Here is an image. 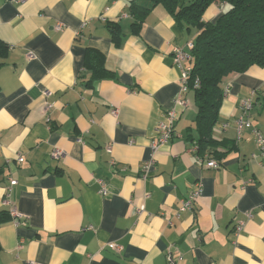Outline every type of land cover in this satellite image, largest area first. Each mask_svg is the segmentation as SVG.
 <instances>
[{
    "label": "crops",
    "instance_id": "obj_1",
    "mask_svg": "<svg viewBox=\"0 0 264 264\" xmlns=\"http://www.w3.org/2000/svg\"><path fill=\"white\" fill-rule=\"evenodd\" d=\"M129 1L0 0V264H167L168 252L177 264H264V153L250 130L237 140L234 125L242 100L264 92V67L223 80L218 145L198 154L193 94L180 92L172 62L193 34L161 8L132 34ZM107 23L119 24V46ZM86 49L102 53L112 78L87 83ZM171 109L172 137L153 157ZM250 121L264 138L259 102ZM197 183L201 195L180 212Z\"/></svg>",
    "mask_w": 264,
    "mask_h": 264
},
{
    "label": "trees",
    "instance_id": "obj_2",
    "mask_svg": "<svg viewBox=\"0 0 264 264\" xmlns=\"http://www.w3.org/2000/svg\"><path fill=\"white\" fill-rule=\"evenodd\" d=\"M213 4L222 6L220 14L213 21H206L203 16ZM156 8L163 9L179 30L193 34L188 40L193 48L187 87L196 108L197 153L203 154L218 145L212 133L225 95L223 80L243 74L252 66L264 67V0H130V32L138 35L146 17ZM106 27L114 45L119 46L124 38L119 24L107 23ZM7 51L8 46L0 41V59L5 58ZM84 66L91 73L88 84L113 76L96 49H86ZM257 102L264 106V92L256 95Z\"/></svg>",
    "mask_w": 264,
    "mask_h": 264
},
{
    "label": "built area",
    "instance_id": "obj_3",
    "mask_svg": "<svg viewBox=\"0 0 264 264\" xmlns=\"http://www.w3.org/2000/svg\"><path fill=\"white\" fill-rule=\"evenodd\" d=\"M193 48V43L192 41H188L185 43L183 47H176L173 49L172 52V62L173 65L179 70V78H180V92L181 93H187L189 92L188 87H187V79H188V74L191 70V57H190V50ZM194 87H197V81L194 83ZM175 105H184V101H181L179 99L175 100ZM253 109V100L252 98H246L243 99L239 108V115L237 118L234 120V125H235V130H236V135H237V140L240 139L241 135L245 130H250V133L252 135L253 141L257 147L258 150H260L262 153H264V138L261 132L257 129H254L252 127L251 121H250V114ZM176 113L173 109L168 111L166 113V118L164 122L159 123L156 132L157 136L154 140L151 141L150 143V150L151 153L154 157V155L157 153L158 149L160 146L166 144L170 138L172 137L173 134V127L176 121ZM196 151V150H195ZM107 153H111L110 147H107L106 149ZM62 155V152L59 150H54L51 154V156L54 159H57ZM18 162H22L23 159L20 157H17ZM200 163L204 162L203 159L199 160ZM204 167L216 170L221 166V163L219 161L215 160H208L207 162H204ZM153 164L152 160L145 163L143 166V171L148 173L149 169L151 168V165ZM96 183L99 186V194L102 197H106L108 195V191L105 187V184L103 181L98 180ZM15 181H10V187L15 185ZM7 188L5 191V196H4V204L10 205V193L11 189ZM201 195V186L199 183L195 185V189L193 191H190L188 194V197L185 201L182 202L181 207H180V212L184 211L186 209H190L194 201ZM10 215L14 219H19L23 218L17 214L15 209H10L9 210ZM241 229L240 223L237 227V231ZM109 250L113 251L115 254H120L122 251V247L120 245L114 244V243H108L105 245ZM181 260L180 256H177L176 258L173 257L171 253H167V264H177L178 261Z\"/></svg>",
    "mask_w": 264,
    "mask_h": 264
}]
</instances>
